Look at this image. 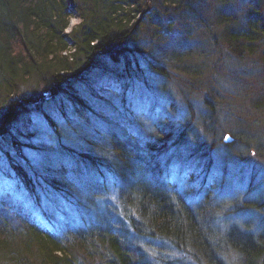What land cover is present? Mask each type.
<instances>
[{
	"label": "trees",
	"instance_id": "16d2710c",
	"mask_svg": "<svg viewBox=\"0 0 264 264\" xmlns=\"http://www.w3.org/2000/svg\"><path fill=\"white\" fill-rule=\"evenodd\" d=\"M261 1L250 2L249 9L243 13L242 3L237 5L233 0H0V121L20 123L24 110L30 111L32 103L43 101L40 91L63 94L66 86L73 88L72 98H80L74 102L75 112L89 119L88 112L95 110L92 97L95 93L101 96L103 91L96 83L100 79H107L108 89L120 88V84L126 89L129 80H146L144 73L136 68L141 66L139 26L146 22V18L141 22L137 17L144 12L157 31L164 26L168 28L166 34L175 28L177 33L178 29L183 32V25L195 20L198 27L209 29V34L213 31L215 37H223L239 58L254 56L264 47L259 4L264 2ZM75 15L80 22L72 26ZM215 24L223 25L216 30ZM192 33L176 38L184 42ZM156 49L164 46L158 45ZM171 52L180 59L182 51ZM101 64L106 68L98 74V80L83 84ZM150 68L170 78L164 67L152 63ZM181 68L188 72V66ZM32 77L37 78L34 86L30 82ZM22 88L28 95L21 93ZM13 93L17 99L12 100ZM21 124L9 128L12 137L0 126V153H3L0 161L10 170L8 175L16 178L19 186L25 187L35 199L22 197L20 205L18 201L6 209L0 204V264H154L140 246L139 238L144 235L168 237L176 245H190L198 250L211 243L207 227L200 221L204 213L175 191L177 182L166 180L168 175L155 157V153H162L170 146L167 142L172 134L168 129H157L145 143L139 144L130 136L121 138L115 132L117 128L108 122L110 135L98 131L99 139L88 137L86 152L75 151L77 163L55 166L54 156L45 155L38 165L28 158L26 149L39 144L32 136L29 139L27 133L25 140L17 138ZM102 138L106 140L103 144ZM98 148L101 153L96 156L93 153ZM141 153L148 154L150 160L140 156ZM111 154L117 157V161H111L117 166L115 192L126 212L120 214L122 220L117 209L109 207L104 213L99 207L93 224L89 212L83 209L95 207V202L81 200L85 197L79 194L82 191H71L70 185L76 186L74 181L81 175L79 165L83 161L90 160L93 171L104 173L101 164L104 167L103 161H110ZM138 168L143 171L141 179ZM40 182L43 191L34 190ZM106 187L104 181L95 188L92 186L91 197L103 193ZM55 194L67 198L73 210L47 205L39 211L26 203L30 200L33 206L41 207ZM248 205L264 203L251 201ZM123 221L128 222L126 225L137 237H129ZM233 231L225 246L229 251L232 248L237 251L240 264H264V231L257 232L255 225L253 231L244 228ZM209 260L212 264H227L222 255L211 256Z\"/></svg>",
	"mask_w": 264,
	"mask_h": 264
},
{
	"label": "rangeland",
	"instance_id": "374dc122",
	"mask_svg": "<svg viewBox=\"0 0 264 264\" xmlns=\"http://www.w3.org/2000/svg\"><path fill=\"white\" fill-rule=\"evenodd\" d=\"M233 1L237 5L242 3L244 13L249 9L250 2L258 0ZM259 4L262 5L260 24L264 25V4ZM190 14L193 15L192 12ZM145 18L146 22L139 26L141 31L138 35L141 66L136 68L144 73L146 80H129L126 89L122 84L120 88L108 89L107 79H100L96 83L103 91L101 96L96 93L94 95L97 97L90 96L95 108L88 112L90 120L75 112L74 102L80 98H72L71 86H66V93L57 95L42 90V105L32 103L30 111L24 110L20 119L22 127L16 131L17 138L25 140L29 134V139L32 136V140L37 141L38 147L24 152L35 165L40 164L45 155H50L54 156L53 164L59 166L77 163L75 151L86 152L88 137L92 139L98 136V131L110 135L109 126H106L108 122L117 128L115 132L121 138L130 136L139 144L145 143L150 133L157 129H168L172 134L167 142L170 146L162 153H155L168 175L166 180L195 191L188 193L194 196L191 200L193 204L198 205L204 213L200 221L206 225L208 237L223 246L220 255L227 264H237L240 255L233 248L231 251L226 248V240H220V234L226 236L233 223L253 217L256 218L255 229L264 231V205H248L251 201L264 202V47H260L254 56L239 58L223 37H215L213 31L209 34V29L199 24L198 27L195 20L185 21L188 23L183 25V32L178 29L177 33L175 28L166 34L168 28L162 26L157 28L161 31L157 35L158 31L150 25L151 19L148 20L145 12L137 17L141 22ZM71 21L72 26L80 22L76 15ZM222 25L214 26L219 30ZM246 25L249 26V21ZM189 32L193 33L184 42L176 38L179 35L187 36ZM158 45H163L164 49H156ZM171 51H176V54L182 51L180 59L173 57ZM152 63L164 67L170 78L161 72H152ZM182 65L189 67L188 72L183 71ZM105 68V64L94 68L90 79L83 84L98 80L96 77ZM36 79L32 77L30 80L32 86ZM84 134L87 139L82 137ZM101 140L102 144L106 141L105 138ZM140 156L150 160L148 154L141 153ZM108 159L117 161L112 154ZM0 164L5 163L0 161ZM91 164L87 159L79 166L81 171L91 170L92 178L82 176L80 180H73L76 186L72 188L70 185V190H80L82 192L79 194L85 196L81 200L85 198L86 201L95 202V207L83 209V212H89L90 222H96L99 207L104 213L109 207L117 209L121 216L126 210L118 202L120 197L115 192L117 183L114 173L106 172L103 175L100 170L93 171ZM2 173L0 170V204L3 208H10V204L16 205L18 201L20 205L22 197L23 200L35 199L31 192L19 186L16 178ZM101 181L107 183V187L103 193L91 197L92 186L97 187ZM41 185L43 182L37 185L38 189ZM39 191H43L42 186ZM53 196L41 207L33 206L30 200L26 203L39 211L47 205L62 206L66 211L69 209L67 198L60 194ZM243 205L245 209H242ZM70 208L72 211L73 207ZM67 217L68 214L65 215ZM126 223L123 221L129 237H137ZM125 227L123 230H126ZM142 244L144 252L154 264H208L196 259L195 248L176 245L168 237L145 236L142 237Z\"/></svg>",
	"mask_w": 264,
	"mask_h": 264
},
{
	"label": "bare ground",
	"instance_id": "6f19581e",
	"mask_svg": "<svg viewBox=\"0 0 264 264\" xmlns=\"http://www.w3.org/2000/svg\"><path fill=\"white\" fill-rule=\"evenodd\" d=\"M78 17V16H77ZM0 73H1V68H0ZM2 80V76H0V81ZM23 90H22V92L21 93H23V94H26V95H28V91L26 90V89H24V88H22ZM13 96H12V100L13 99H17V97H15L14 96V93L12 94ZM42 98V97H41ZM43 99V98H42ZM41 100V99H40ZM42 101V100H41ZM41 101H40V103H41ZM42 104H40V106H41ZM2 108V101L0 100V109ZM31 113H29V115H30ZM52 114H55V113H51V115ZM29 118V117H28ZM21 124V122L20 123H10V124H7V122L5 123L4 121H0V126H2V128H3V131L4 132H6V133H8L9 134V137H12V133H10L11 131L9 130V128H11V127H15V126H19ZM22 125V124H21ZM118 134V133H117ZM101 153V151H100V149L98 148L97 149V152L96 153H93L94 155H98V154H100ZM105 164H104V168H102V172H104V175L106 174V172H109V174H110V172H113V173H116V171H117V166L115 165V164H113L114 162H111V161H103ZM8 167L7 166H4V165H2V164H0V170L1 171H3L4 173H7L8 174V172H7V170L9 171V169H7ZM107 170V171H106ZM82 172L85 174V173H87V174H82ZM4 173H2V174H4ZM81 175L79 174V177H82V176H85V177H88V178H92V176H91V170H82L81 172ZM137 175H138V177H141L142 175H143V171H139V172H137ZM8 176H10V173H9V175ZM177 188L175 189V191L176 192H179L180 194H182V195H184V196H186L187 197V199H188V201H190V202H192L191 200H193L194 199V196L193 195H190L188 192H190V193H194L195 191L192 189V188H188V189H184L183 187H181V186H176ZM22 188H25V187H22ZM22 188L20 187V189L22 190ZM34 190H36V191H39L40 190V187H39V189H38V187L37 186H35L34 187ZM149 192V191H148ZM196 195V194H195ZM191 199H190V198ZM196 199V198H195ZM253 200V199H252ZM254 202H258V201H254ZM259 203H264V202H259ZM192 204H193V202H192ZM59 217H61V215L59 214ZM256 218H250V219H248V218H244V220H242L240 223H233L232 225H231V230H229V232H231V233H229V234H227L226 236H223V234H220L221 236H222V239H220V240H226V241H228V239H229V237H230V235L231 234H233V233H235L233 230L234 229H242V228H244V229H248V230H250V231H253V226H254V224H255V222H256V220H255ZM252 222H251V221ZM250 221V222H249ZM257 232H263V231H257ZM143 237H145V236H143ZM210 238V237H209ZM220 240H217V241H220ZM139 243H140V246L142 247V248H144V246H143V244H142V239L141 238H139ZM210 241H211V243L209 244V245H207V247H204V246H201V248L198 250V249H196L197 251L196 252H194V256L196 257V259L197 260H201V261H205L206 263H208V264H212L213 262L212 261H210L209 259H210V257L211 256H215V257H217V256H219L220 254H221V252L223 251V246L221 245V244H219V243H214L215 241H212L211 239H210ZM211 255V256H210ZM207 256H210V257H208V259H207ZM223 260H225V258H222ZM237 261H238V263L237 264H240L241 263V257L240 258H237ZM215 262H219V260L218 259H216L215 260ZM50 264H52V263H50Z\"/></svg>",
	"mask_w": 264,
	"mask_h": 264
}]
</instances>
